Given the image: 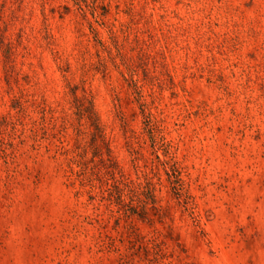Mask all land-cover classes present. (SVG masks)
<instances>
[{
	"label": "rangeland",
	"instance_id": "rangeland-1",
	"mask_svg": "<svg viewBox=\"0 0 264 264\" xmlns=\"http://www.w3.org/2000/svg\"><path fill=\"white\" fill-rule=\"evenodd\" d=\"M0 264H264V0H0Z\"/></svg>",
	"mask_w": 264,
	"mask_h": 264
}]
</instances>
